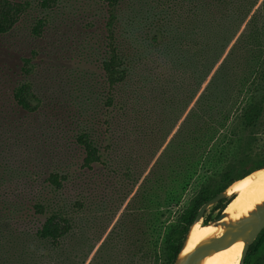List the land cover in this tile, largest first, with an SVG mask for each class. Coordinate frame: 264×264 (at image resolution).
<instances>
[{
  "label": "rangeland",
  "instance_id": "1",
  "mask_svg": "<svg viewBox=\"0 0 264 264\" xmlns=\"http://www.w3.org/2000/svg\"><path fill=\"white\" fill-rule=\"evenodd\" d=\"M244 1H249L244 4L249 14L194 100L188 75L177 78L159 48L142 46L145 36L153 35L150 31L141 33L137 47L125 46L132 65L114 93V107L102 115L107 122L102 163L92 171L82 168L84 153L73 137L79 124L72 117L80 112L85 85L102 79L101 54L90 49H98L103 14L85 0H60L48 12L44 37L36 39L29 28L43 13L33 5L13 32L0 36V161L16 176L2 195L15 213L12 223L30 238L59 209L72 224L62 250L32 244L37 264H54L62 254L64 264H164L165 226L176 223L214 168L222 169L241 151L238 143L231 145L221 163L220 151L232 134H244L239 126L242 105L264 91V0L256 5ZM235 4L216 8L221 12ZM175 7L184 15L192 4L178 0ZM217 10L214 15L221 17ZM90 19L92 28H85ZM32 51L40 54L32 81L51 100V111L44 114H29L12 98L22 80L21 60ZM226 60L229 75L236 69L231 74L235 83L221 90L222 104L210 98L209 108L215 110L198 119L193 114L197 101ZM215 92L213 85L210 93ZM101 108L94 105L88 114ZM252 150L264 152V131ZM51 173L69 178L62 190L48 187ZM227 194L230 199L234 193ZM39 202L48 207L46 215L35 213ZM219 212L211 207L201 223H214ZM263 241L262 231L245 260L253 257L252 264H264ZM104 255L105 262L98 260Z\"/></svg>",
  "mask_w": 264,
  "mask_h": 264
},
{
  "label": "trees",
  "instance_id": "2",
  "mask_svg": "<svg viewBox=\"0 0 264 264\" xmlns=\"http://www.w3.org/2000/svg\"><path fill=\"white\" fill-rule=\"evenodd\" d=\"M60 0H0V36L14 31L33 5L38 6L43 16L38 17L30 26L31 35L40 39L44 37L48 24V12L59 4ZM103 14V27L101 28L98 49L92 46L93 53L99 50L102 79L85 85L80 97V112L72 117L77 122L78 129L73 134L75 143L84 153L82 168L92 171L94 166L102 163L101 146L103 127L107 122L103 120L104 110L115 105L114 93L116 89L127 80L132 60L128 57L125 46L129 43L137 47L139 36L145 30L153 35L145 36L142 46L148 51L159 48L161 58L174 69L177 78L188 75L191 84V100L195 99L203 84L207 82L210 74L223 57L228 46L238 33L250 10H246L245 3L239 0H182V3L191 2L189 14L178 13L176 3L178 0H85ZM144 2V4L136 3ZM146 1V2H145ZM234 2L235 6L226 10H217L219 5ZM242 3H241V2ZM259 0H254L257 4ZM238 3V2H237ZM154 8L150 7V5ZM156 6V7H155ZM237 6V7H236ZM264 18V1L261 5ZM221 13L216 17L214 12ZM223 11V12H222ZM255 18L250 23L253 24ZM93 19H90L85 28H92ZM242 37V36H241ZM240 37V39H241ZM128 41V42H127ZM241 47V45H238ZM40 54L32 51L31 56L22 58V80L13 90L14 103L29 114H39L49 108L50 97L36 91L32 76L36 71L35 61ZM150 56H148L149 58ZM226 60L218 69L214 78L199 97L193 114L198 119L209 117L215 108L210 110V98L215 97L217 104H222L221 90L235 83L231 74L236 73L235 68L230 69V75L225 69ZM176 78V80H177ZM172 79V78H171ZM214 85L216 92L211 94ZM172 89H175L173 87ZM222 99V100H221ZM100 104L101 109L93 115L88 114L94 105ZM53 110V109H52ZM85 115V116H84ZM84 116V117H83ZM83 117V119H81ZM239 126L244 133L232 139L222 147L220 161L230 153V146L239 144L241 151L231 162L222 169L214 168L206 178L197 195H195L182 211L173 226H165L167 232L164 236L165 256L164 264H175L183 247L191 226L194 224L200 208L251 173L264 168V152H255L252 147L258 141L259 135L264 131V91L259 96L246 99L239 114ZM16 178L9 165L0 161V264H37L40 259L33 250L32 244H48L53 250H62L63 242L72 231V224L59 209L47 215L42 227L35 234L28 235L19 230L15 224V213L12 212L9 202L4 199L3 189ZM69 178L59 173H51L47 178L48 187L58 192L63 189ZM235 198L220 201L213 210H220V216ZM82 207V204L76 203ZM34 211L38 215H46L48 207L45 203L35 204ZM13 219V220H12ZM208 224V222H204ZM210 223V222H209ZM11 226H10V225ZM9 226V227H8ZM264 233V230H263ZM109 243L106 245V249ZM264 251V241L260 244ZM104 246V251L106 250ZM253 248L248 252L252 254ZM36 251V250H35ZM102 250V253L104 252ZM11 258L10 259L8 258ZM98 260L105 262V255ZM253 257L244 261L252 264ZM107 261V260H106ZM63 254L54 264H64ZM101 264V263H96Z\"/></svg>",
  "mask_w": 264,
  "mask_h": 264
},
{
  "label": "bare ground",
  "instance_id": "3",
  "mask_svg": "<svg viewBox=\"0 0 264 264\" xmlns=\"http://www.w3.org/2000/svg\"><path fill=\"white\" fill-rule=\"evenodd\" d=\"M230 191L237 196L226 208V218L220 223L202 224V220L196 222L190 229L185 247L178 258V264H183L198 248L220 239L229 232L227 226L237 225L251 219L252 214L264 206V170L236 182L228 192ZM245 237L246 234L234 244L226 246L220 251L209 252L198 264H240L239 257L241 260Z\"/></svg>",
  "mask_w": 264,
  "mask_h": 264
},
{
  "label": "water",
  "instance_id": "4",
  "mask_svg": "<svg viewBox=\"0 0 264 264\" xmlns=\"http://www.w3.org/2000/svg\"><path fill=\"white\" fill-rule=\"evenodd\" d=\"M261 170H264V168L257 170L255 172H258ZM255 172L251 173L250 175L254 174ZM250 175L246 176L245 178L249 177ZM245 178H243L241 180H244ZM241 180H239V181H241ZM236 182H238V181H236ZM230 187L228 189H226L224 192H222L219 195H217L216 197H214L213 199H211L210 201H208L207 203H205L200 208L198 216H197L194 224L198 221H201L204 218L208 209L216 206L220 201H222V200L226 199V197H228L227 192L229 191ZM234 196L235 195L233 194L232 197L234 198ZM225 218H226L225 211H223V213L220 216H218L217 220L213 221V222L214 223H220ZM227 229L229 230V232L224 234L220 239L213 240L211 244L204 246V247H201V248H198L196 251H194L185 260V262L183 264H198L200 262V260L203 257H205L206 254H208L209 252L220 251L223 248H225L226 246L234 244L236 241L240 240L244 234H246V237L244 238L245 246H244L243 254H242V257L240 260V264H244V261H245V258H246V255L248 253L250 246L253 244V242L258 238V236L264 230V206L259 208V210L256 213L252 214L251 219L243 221L237 225L227 226ZM189 232H190V230H189ZM189 232H188V234H189ZM188 234H187V237L184 241L183 247H182V249H181V251L177 257L175 264H178V258H179L181 252L183 251V249L185 247V244H186L187 239H188ZM226 240H228V242H226Z\"/></svg>",
  "mask_w": 264,
  "mask_h": 264
}]
</instances>
